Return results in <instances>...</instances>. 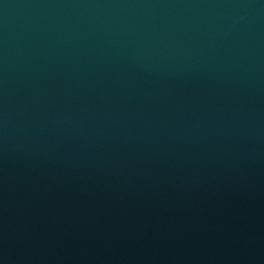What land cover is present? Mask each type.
<instances>
[{"label":"water","instance_id":"95a60500","mask_svg":"<svg viewBox=\"0 0 264 264\" xmlns=\"http://www.w3.org/2000/svg\"><path fill=\"white\" fill-rule=\"evenodd\" d=\"M0 264H264V0H0Z\"/></svg>","mask_w":264,"mask_h":264}]
</instances>
